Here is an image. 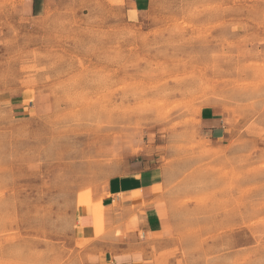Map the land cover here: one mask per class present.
I'll use <instances>...</instances> for the list:
<instances>
[{"label": "rangeland", "instance_id": "1", "mask_svg": "<svg viewBox=\"0 0 264 264\" xmlns=\"http://www.w3.org/2000/svg\"><path fill=\"white\" fill-rule=\"evenodd\" d=\"M130 169L154 232L107 224ZM0 264H264V0H0Z\"/></svg>", "mask_w": 264, "mask_h": 264}, {"label": "crops", "instance_id": "2", "mask_svg": "<svg viewBox=\"0 0 264 264\" xmlns=\"http://www.w3.org/2000/svg\"><path fill=\"white\" fill-rule=\"evenodd\" d=\"M35 8L41 7L48 0H27ZM206 131L213 138L223 137V126L216 122L214 117H204ZM156 175L151 169H130L129 173L112 177L106 188V196L103 199L107 224H118L119 219H127L133 212L140 216L143 228L154 232L158 229L159 212L156 200L159 197ZM77 231L82 239H91L93 243H100L102 238L96 237L93 213L89 208H81ZM120 223V222H119Z\"/></svg>", "mask_w": 264, "mask_h": 264}, {"label": "bare ground", "instance_id": "3", "mask_svg": "<svg viewBox=\"0 0 264 264\" xmlns=\"http://www.w3.org/2000/svg\"><path fill=\"white\" fill-rule=\"evenodd\" d=\"M88 1V0H87ZM87 6V5H86ZM125 134V133H124ZM101 151V150H100ZM100 153V152H99Z\"/></svg>", "mask_w": 264, "mask_h": 264}]
</instances>
